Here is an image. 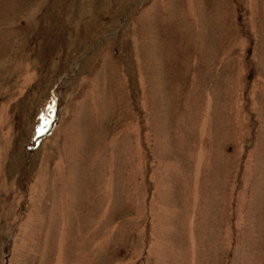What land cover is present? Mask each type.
Instances as JSON below:
<instances>
[{
  "label": "rangeland",
  "instance_id": "rangeland-1",
  "mask_svg": "<svg viewBox=\"0 0 264 264\" xmlns=\"http://www.w3.org/2000/svg\"><path fill=\"white\" fill-rule=\"evenodd\" d=\"M0 264H264V0H0Z\"/></svg>",
  "mask_w": 264,
  "mask_h": 264
}]
</instances>
